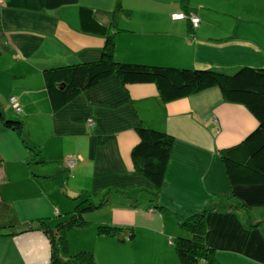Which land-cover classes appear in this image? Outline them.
Wrapping results in <instances>:
<instances>
[{
  "label": "crops",
  "instance_id": "obj_1",
  "mask_svg": "<svg viewBox=\"0 0 264 264\" xmlns=\"http://www.w3.org/2000/svg\"><path fill=\"white\" fill-rule=\"evenodd\" d=\"M183 1L0 0V111L24 121L21 133L0 122V203L10 205L22 224L42 219L55 226L68 219L79 194L108 197L104 207L86 214L91 226L71 230L79 240L73 246L68 239L67 256L88 250L100 258L130 248L181 264L174 247L185 233L180 224L208 207L206 242L219 262L264 264V224L252 226L264 220V184L232 185L221 157L222 149L258 126L246 106L226 101L219 87L166 102L155 84H124L117 76L59 111L49 99L44 70L100 59L112 31L120 62L230 74L242 66L264 67V0ZM180 12L199 16V27L172 18ZM141 126L174 138L157 201L132 158ZM5 217L0 212L1 222ZM99 224L122 226L124 236L132 229L135 236L100 235ZM51 259L44 231L0 235V264Z\"/></svg>",
  "mask_w": 264,
  "mask_h": 264
},
{
  "label": "trees",
  "instance_id": "obj_2",
  "mask_svg": "<svg viewBox=\"0 0 264 264\" xmlns=\"http://www.w3.org/2000/svg\"><path fill=\"white\" fill-rule=\"evenodd\" d=\"M119 7H122L121 4L118 5V10ZM129 11L125 10V13L131 14ZM115 35V31L109 33L103 55L98 60L44 70V79L53 110H61L82 92L111 76H117L124 84H155L166 102L185 98L211 87H219L226 101L246 106L258 120V126L241 142L221 150L229 180L232 185L264 184V67L242 66L230 74L217 69L120 62L114 58ZM0 122L17 133H21L24 127L22 119L6 116L2 111H0ZM137 132L139 141L132 149V158L137 170L153 184L152 199L157 201L164 185L174 138L164 131L147 126L139 127ZM23 142L31 152L36 151L35 145L30 144L26 139H23ZM74 198L77 203L68 213V219L59 221L55 226L42 219L22 224L10 205L0 203V212L7 218L4 222L0 221V235L11 236L41 230L49 237L52 247V259L49 264H98L92 251L80 250L67 258H64L63 254L69 253L67 232L76 227L91 226L92 222L86 218V214L104 207L108 197L106 195L96 200L88 194H79ZM239 207V205H223L219 208ZM209 209L211 208L207 207L181 222V228L188 233L180 235L174 241L175 251L181 264L201 262L221 264L216 249L206 242V218ZM262 224L264 220L254 222L252 226L257 227ZM97 229L100 235L118 236L123 241L135 236L132 229L124 236L126 228L117 225L99 224Z\"/></svg>",
  "mask_w": 264,
  "mask_h": 264
},
{
  "label": "rangeland",
  "instance_id": "obj_3",
  "mask_svg": "<svg viewBox=\"0 0 264 264\" xmlns=\"http://www.w3.org/2000/svg\"><path fill=\"white\" fill-rule=\"evenodd\" d=\"M71 197V196H70ZM71 202V201H70ZM72 230V229H71ZM71 230L67 232V239H71L73 246H76L79 240L78 234H72ZM185 232V231H184ZM188 234L185 232L182 235ZM72 254V253H71ZM64 257H69L67 254H63ZM98 263L101 264H167V257L162 254L154 255L153 253H135L132 249L127 248L125 250L110 249L109 253L103 254L100 258L94 255Z\"/></svg>",
  "mask_w": 264,
  "mask_h": 264
},
{
  "label": "built area",
  "instance_id": "obj_4",
  "mask_svg": "<svg viewBox=\"0 0 264 264\" xmlns=\"http://www.w3.org/2000/svg\"><path fill=\"white\" fill-rule=\"evenodd\" d=\"M172 18L175 20L189 18L194 28L199 27V25L201 23V18L195 14H191V15L188 14L187 15L183 12H180V13L173 14ZM10 102H11L14 109H16L17 111H20L21 107H20V104L18 102V99L15 96H12L10 98ZM68 162H69L70 167H73L76 164V159L70 158L68 160Z\"/></svg>",
  "mask_w": 264,
  "mask_h": 264
}]
</instances>
